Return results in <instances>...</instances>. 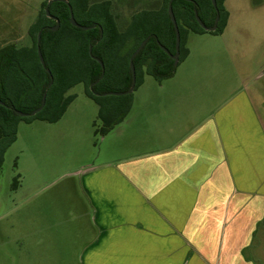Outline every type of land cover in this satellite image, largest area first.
<instances>
[{"label":"rangeland","instance_id":"374dc122","mask_svg":"<svg viewBox=\"0 0 264 264\" xmlns=\"http://www.w3.org/2000/svg\"><path fill=\"white\" fill-rule=\"evenodd\" d=\"M102 1L91 0L92 3ZM111 1L122 26H126L137 12L157 11L162 7V0ZM43 3L44 0H0V46L26 45L29 29L36 23ZM224 7L230 18L226 27H219L221 34H190L181 22L180 57L184 58L186 49H194L196 45L204 46L207 54L213 50L225 52L222 58L219 54L206 55L200 63L205 67L201 79L205 81L202 92L206 98L202 103L207 108L217 107L238 91L257 92L253 85L264 89V81L261 83L259 79L264 75V0H228ZM202 35L208 36V40L215 35L224 36L222 41L211 40L213 44H209ZM73 95L76 96L74 105L59 122L21 123L18 143L5 155L0 179V264H152L150 252L145 251L144 257L137 253L135 238L125 242L114 236L119 233V227L109 225L121 222V211L111 210V216L105 215L111 222L100 227L101 235L106 238L94 244L98 214L90 209L88 200L89 177L86 174L91 168L88 164L112 162L115 166L112 172L119 173L121 162L141 158L148 152L137 145L138 136L124 141L115 139L116 128L124 125L126 119L112 128L108 133L112 134L110 138L100 132L96 134L105 127L99 115L100 106L86 95L84 85L68 93V96ZM100 97L107 111L126 100L128 95ZM182 215L176 212L177 219H182ZM130 217L135 218V212ZM151 218L145 213L149 230ZM253 219L255 236L245 256L256 255V264H264V215L259 219L253 216ZM148 245L144 241V250ZM199 245L177 242L173 262L180 264L185 260V264H198ZM120 246L128 247L126 258L123 252L120 257ZM113 250H116L115 259H112ZM165 254L162 249L159 258L163 260ZM161 260L160 264H164Z\"/></svg>","mask_w":264,"mask_h":264},{"label":"crops","instance_id":"0c3cea01","mask_svg":"<svg viewBox=\"0 0 264 264\" xmlns=\"http://www.w3.org/2000/svg\"><path fill=\"white\" fill-rule=\"evenodd\" d=\"M202 36L213 44L211 40L222 41L224 35L211 40ZM30 46L28 37L23 47ZM198 46L188 48V57L171 79L159 83L145 76L124 125L116 128L115 139L138 136L136 143L147 155L121 162L119 173L112 172V162L88 164V200L98 214L94 244L106 238L100 227L111 223L105 215L113 210L122 217L119 224L109 225L119 227L114 236L125 242L135 238L137 253L144 257L150 252L152 264H160L162 249L166 256L161 261L175 264L177 242L200 243L198 264H256L257 256L246 257L245 252L255 236L253 216L264 215L263 88L253 85L257 92L238 91L207 108L202 103L205 67L200 63L206 55L222 58L225 52L207 54ZM259 79L263 83L264 75ZM133 212L135 218L130 217ZM176 212L183 213L182 219ZM145 213L152 217L150 230ZM144 241L149 243L145 250ZM128 251L120 246V257L123 252L126 258Z\"/></svg>","mask_w":264,"mask_h":264},{"label":"trees","instance_id":"16d2710c","mask_svg":"<svg viewBox=\"0 0 264 264\" xmlns=\"http://www.w3.org/2000/svg\"><path fill=\"white\" fill-rule=\"evenodd\" d=\"M49 1L44 0L36 23L29 29L30 47H18L14 44L0 46V100L5 104L0 105V179L5 155L17 141L20 124L35 121L48 124L59 122L76 99V96H68V93L78 85H84L86 95L100 106L99 115L105 127L97 130L96 134L100 132L107 135L112 128L123 122L131 112L133 95H128L126 100L107 111L101 105L103 98L99 95L124 93L131 88L130 60L144 41L148 40V43L134 60L136 90L145 76L163 83L171 79L178 68L159 45H163L171 54H176V32L169 14L171 0H162V7L157 11L137 12L126 26L119 23L111 0L97 3H92L91 0H68L80 25L96 26L89 31L71 24L69 6L63 2H55L49 8L50 15L60 21L59 29L53 31L57 22L47 16ZM226 1L217 0L221 16L219 27H226L230 18L224 7ZM173 11L180 34L181 22L190 34L207 32L198 23L196 13L206 27H213L217 17L212 0H174ZM218 30L213 35L222 33ZM40 32V49L46 69L50 70L53 77V85L49 89L52 79L42 66L38 53ZM188 53L189 50L186 49L184 58L181 55L180 64L185 61ZM98 61L104 64L105 74L94 86V91H91L90 87L103 76V69ZM111 87L118 89L112 90ZM45 94L46 105L35 117L22 118L16 114V110L30 114L39 109Z\"/></svg>","mask_w":264,"mask_h":264},{"label":"water","instance_id":"95a60500","mask_svg":"<svg viewBox=\"0 0 264 264\" xmlns=\"http://www.w3.org/2000/svg\"><path fill=\"white\" fill-rule=\"evenodd\" d=\"M186 1L193 2V0H186ZM55 2H63V3H65V4H67L69 6V9H70V12H71V24L74 27H76L78 29H81V30H84V31H89L91 29H95L96 28V26L85 27V26L80 25L75 19V16H74V13H73V9H72L71 5L69 4L68 0H50L49 3H48V6L46 8V13H47V16L50 19L55 20L57 22L56 27L52 28L53 31H57L59 29V27H60V21L57 20L56 18L52 17L50 15V12H49L50 6L53 3H55ZM173 2H174V0H171L170 3H169V14H170L171 21H172V23L174 25L175 32H176V54L172 55L163 45H161V44H159V45L162 48V50L165 51L175 61V66H178L179 61H180L181 34H180V29H179V26H178V22H177L176 16H175L174 11H173ZM212 3H213L214 9L217 12V17H216L215 24H214L213 27H211V28L206 27L205 24L201 21V19L198 16V14L196 13V19H197L198 23L200 24V26L204 30H206L208 32H215L218 29V25H219V22H220V13H219L218 6H217V0H212ZM41 34H42V32H40L39 36H38V53H39L41 64L46 69V63H45V60L43 58V55H42V52H41V49H40ZM147 43H148V40L144 41L141 44V46L136 50V52L133 54V56H132V58L130 60V67H131V71H132V85H131V88L127 92H124V93H106L104 95H99V96H107V95L125 96V95H131V94H133L135 92L136 85H137V75H136V68H135V65H134V60L142 52V50L144 49V47L146 46ZM92 50H93V47L91 46L90 47V54L91 55H92ZM98 62H100V61H98ZM100 65L102 66V69H103V76L99 79L98 82H96L95 84H93L90 87L91 91H94V86L97 85L104 77V74H105V72H104V70H105L104 69V64L102 62H100ZM46 70H47L48 74L51 76V79H52V83L48 87V89H49L53 85V77L51 75L50 70H48V69H46ZM46 100H47V94H45L44 97H43V101H42L41 107L39 109H37L36 111H34L33 113L26 114V113L20 112L18 110H16L15 112H16V114L19 117H22V118H33V117H35L37 114H39L44 109V107L46 105ZM0 105L1 106H5V104L1 100H0Z\"/></svg>","mask_w":264,"mask_h":264},{"label":"flooded vegetation","instance_id":"af4514ba","mask_svg":"<svg viewBox=\"0 0 264 264\" xmlns=\"http://www.w3.org/2000/svg\"><path fill=\"white\" fill-rule=\"evenodd\" d=\"M185 1H186V0H185ZM188 2H189V1H188ZM217 6H218V5H217ZM218 10H219V9H218ZM219 13H220V12H219ZM220 20H221V16H220ZM219 23H220V22H219ZM218 27H219V25H218ZM208 28H211V27H208ZM217 30H218V29H217ZM217 30H216V31H217ZM205 31H206V30H205ZM216 31H215V32H216ZM207 32H208V31H207ZM211 33H214V32H211ZM172 55H173V54H172ZM170 58H171V57H170ZM179 64H180V63H179ZM179 64H178V66H179ZM2 169H3V168H2Z\"/></svg>","mask_w":264,"mask_h":264}]
</instances>
